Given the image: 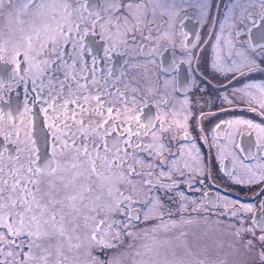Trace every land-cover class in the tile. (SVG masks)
Here are the masks:
<instances>
[{
	"label": "snow or ice",
	"instance_id": "1",
	"mask_svg": "<svg viewBox=\"0 0 264 264\" xmlns=\"http://www.w3.org/2000/svg\"><path fill=\"white\" fill-rule=\"evenodd\" d=\"M257 73L264 0H0V264H264Z\"/></svg>",
	"mask_w": 264,
	"mask_h": 264
},
{
	"label": "flooded vegetation",
	"instance_id": "2",
	"mask_svg": "<svg viewBox=\"0 0 264 264\" xmlns=\"http://www.w3.org/2000/svg\"><path fill=\"white\" fill-rule=\"evenodd\" d=\"M206 54H207V53H205V55H206ZM201 70H203V68H202ZM205 74L207 75V73H205ZM208 79L211 81V85H218V84L220 83V81L212 79L211 76H208ZM253 79H256V80H262V79H264V74L257 73V74H255V75L253 76ZM206 91H207V92H213V88L209 85V86L206 87ZM13 95H14V96H19L20 98H22L23 90L20 89V90H18L17 93H14ZM232 115H244V116L249 117V118H256V117H254V115L251 114V113L240 112V111L234 112V113H232ZM212 119L214 120L215 118H212ZM210 124H211V121H206V122H205V127H206V128L209 127ZM204 151L206 152L207 149L205 148ZM221 180H222V177H217L216 182H217V183H220ZM225 191L227 192V194H228L231 198H234V199H235V198L244 199L245 196H247V195H252L251 192H248L246 189H242V188H240V187H238V186H232V187H229V188L225 189ZM189 194L192 195V193H189ZM197 195H198V194H197Z\"/></svg>",
	"mask_w": 264,
	"mask_h": 264
}]
</instances>
